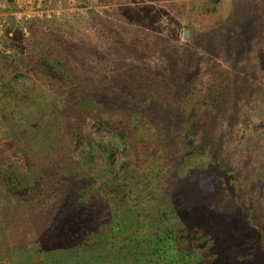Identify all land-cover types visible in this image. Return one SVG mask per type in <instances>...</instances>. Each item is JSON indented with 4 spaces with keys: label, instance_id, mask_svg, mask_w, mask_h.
Masks as SVG:
<instances>
[{
    "label": "rangeland",
    "instance_id": "obj_1",
    "mask_svg": "<svg viewBox=\"0 0 264 264\" xmlns=\"http://www.w3.org/2000/svg\"><path fill=\"white\" fill-rule=\"evenodd\" d=\"M206 3L212 4L0 0V149L14 146L17 154L7 155L22 171L52 160L56 166L79 161L76 177L90 196L86 203H71L69 211H90L97 203L87 235L69 240L71 246L82 241L87 249L62 246L61 254L69 253L64 258L37 240L44 217L34 222L33 212L23 218L21 212L15 218L14 202L2 201L0 264H150V258L140 263L127 256L128 247L110 231L112 218L137 225L139 246L147 235L161 237L164 226L174 228L173 247L184 248L176 264H264L258 238L264 230V0H222L213 13L203 11ZM57 37L63 39L59 45L53 42ZM48 44L70 56L84 90L97 89L95 99L88 91L75 98L83 107H95L92 99L106 93L109 81L124 91L100 113L126 130V141L90 117L81 129L93 138V148L88 137L75 142L69 133L60 142V133L52 130L51 153L38 152L25 141L28 136L20 137V130L38 128L46 136L50 116L58 112L47 84L23 67L30 48ZM180 51L189 59L185 80L193 89L183 97L184 78L176 79L171 69ZM133 66L145 67L161 86L154 83L146 94L126 75ZM213 80L223 89L217 87L210 103L205 94ZM18 98L23 102L16 103ZM150 106L156 113L145 114ZM58 142L65 147L62 156ZM188 237L198 249L186 245Z\"/></svg>",
    "mask_w": 264,
    "mask_h": 264
},
{
    "label": "trees",
    "instance_id": "obj_2",
    "mask_svg": "<svg viewBox=\"0 0 264 264\" xmlns=\"http://www.w3.org/2000/svg\"><path fill=\"white\" fill-rule=\"evenodd\" d=\"M221 1L222 0H211L212 4L206 3L203 5V11L205 13L216 12L218 8L217 5ZM28 28L33 32V20L28 24ZM62 41L63 39L58 37L53 40L57 45L62 43ZM56 48L57 47L53 44L45 46L40 45V48H30L28 55L23 58L24 69H32L40 80L47 84L46 86L54 94L56 101L61 102V106L59 107L56 101L52 102L58 112H55L50 116L49 132H46V136L41 137L42 131L38 128L35 129V132H33V130L29 132H26L27 130H20V133L22 134L20 137L24 139L28 136L31 140L26 139L25 141L29 142L35 150H38V152L48 150V133L49 135H52V130L55 133L58 132V135L60 133V142L61 139L67 137L66 135L69 133H72L71 136L75 142L80 140L83 136L88 137L89 147L93 148L95 143L93 138H91L90 135L84 134L81 129L82 122L87 119V117H90L98 122L99 125L109 128L123 141H126L128 137L126 130L119 128L118 124H115L110 119L104 120L101 118L102 116L100 113L104 109V106L107 105L105 103L120 99L123 96L124 91L112 87V84L109 81L106 84L108 87L105 86L106 88H104L106 93L99 96V98H96L95 101L94 95L98 96L95 92L97 89H92L90 91L84 90V84L78 79V67L73 62H70V56H67L63 50L56 51ZM3 58L8 59L6 56H2V59ZM176 59L178 60L176 66L172 67L171 65V69L174 71L172 74L176 79L178 78V75H181V77L184 78V80H181L182 85L180 86V97L185 96L186 91L189 94H193L191 83L185 80L189 77V59L185 58L181 51L176 55ZM9 67H11V65ZM122 71L123 70L119 73H122ZM126 75L133 81V83L137 84L138 87L144 89L146 94H150L154 91V83L157 84V87L161 86L154 81L156 78L155 75L148 72L145 67L133 66ZM217 82L218 81L213 80L208 86L205 97L209 101L215 96V93H219L223 89V84H217ZM218 86H221L220 91L217 90ZM164 88L169 91L168 86L165 85ZM9 89L12 94L16 91L14 86L9 87ZM86 91H88V94L94 98L92 99L93 103H95V107L93 108L87 106L83 107L82 102H76L77 99L75 98ZM170 94L175 97L174 94ZM19 101L22 100L18 98L16 103ZM142 108V103H140V109ZM143 110H145V114L147 112L148 114L153 113V110L156 113V110L151 106L150 108L145 107ZM180 123H182L183 128H186V126L188 127V122H186L185 119ZM59 129L65 130V132L61 133ZM9 135H11V133H9ZM51 139H49L50 142ZM185 141L186 140H184V142ZM111 148H108L109 167L113 163V156L111 154L113 149ZM9 149V146L5 149H0V205H2V201H5L6 199L10 202L13 201L15 204V218L20 217L22 214L21 212H23L22 218L24 217V214L30 215V212H33L35 215L34 222L38 221L41 217H44L45 224L41 232L37 231V234L39 235L37 240L45 247H50V249L53 248L56 252L60 253V255H62L61 252L65 249L64 247H70L72 251L83 248L87 249L88 245L82 243V241H78L80 243L79 246L69 245V240H72L70 238H82L87 235L88 231H90L89 228H91L92 222L95 221L93 218L94 209L97 207V203L94 200L91 204L94 206L93 210L87 211L86 208L75 212L69 211L71 203H86L90 196L89 189L83 188L79 178L76 177L79 172V161L77 162V160L69 159L70 162H65L64 166H56L52 160L49 161L47 166H43L42 164V166L37 168L34 165H31L30 168L22 171L18 170L10 163L11 157L7 155L8 151H11L13 155L17 154V149L14 146L11 150ZM57 150L61 156L64 155L65 147L61 146V144ZM50 151L51 150L49 149L47 152ZM50 153L44 154V156L49 155ZM126 166L127 163H124L122 166L123 171ZM122 203H124V201H122ZM164 228L161 237L156 233L154 234L156 238L150 237L153 234L150 236L147 235L145 237L148 238L141 241L142 245L139 246V239L135 236V230L137 229L136 224H133L129 219L121 218H112L110 224V231L116 233L113 234L114 237L121 239L120 241L123 242V247H128L126 252L127 256H135L140 263L142 262L141 258H150V264H176V257L181 254L182 251L184 252V248L177 250L174 249L173 245L177 244L178 235L177 233H174V228L168 227L167 225L164 226ZM259 236V240L262 241V243H260V249L263 248L261 251L264 252V230ZM136 240H138V242ZM63 241L66 243L61 244ZM75 243L78 245L77 242ZM186 245L192 246L194 249L199 248L190 237H188ZM202 245L205 246L206 244L203 243ZM201 248L202 247H200V249ZM75 255L78 256V254ZM62 256H64V258L69 257V253H65V255ZM95 260L99 261V258H95Z\"/></svg>",
    "mask_w": 264,
    "mask_h": 264
},
{
    "label": "water",
    "instance_id": "obj_3",
    "mask_svg": "<svg viewBox=\"0 0 264 264\" xmlns=\"http://www.w3.org/2000/svg\"><path fill=\"white\" fill-rule=\"evenodd\" d=\"M188 35H189V31H186V36L188 37Z\"/></svg>",
    "mask_w": 264,
    "mask_h": 264
}]
</instances>
